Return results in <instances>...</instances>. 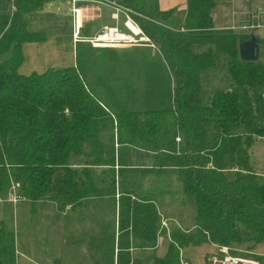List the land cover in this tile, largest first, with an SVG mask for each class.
Segmentation results:
<instances>
[{
  "label": "trees",
  "instance_id": "1",
  "mask_svg": "<svg viewBox=\"0 0 264 264\" xmlns=\"http://www.w3.org/2000/svg\"><path fill=\"white\" fill-rule=\"evenodd\" d=\"M43 3L16 0L12 18H0V194L15 182L32 214L38 202L64 213L89 199L115 202L126 173L160 176L175 169L195 202L193 230L174 228L154 264H180L178 248L209 240L251 252L264 247V173L252 158L253 137L264 138V62L241 61L238 44L246 37L214 30L215 0H187L176 27L174 10L157 11L153 0H120L172 76V108L148 111L127 110L108 48L76 47L73 66L19 72L23 45L46 40L26 20ZM98 51L106 62L95 61ZM209 71L217 80L204 102L201 75ZM115 143L133 150L131 156L148 153L152 164L135 167ZM79 158L85 161L75 164ZM138 196L117 198V232L87 236L93 264H142L130 254L131 239L155 243L159 215L154 200ZM0 264H16L15 236L1 220Z\"/></svg>",
  "mask_w": 264,
  "mask_h": 264
},
{
  "label": "rangeland",
  "instance_id": "2",
  "mask_svg": "<svg viewBox=\"0 0 264 264\" xmlns=\"http://www.w3.org/2000/svg\"><path fill=\"white\" fill-rule=\"evenodd\" d=\"M215 2L213 14L216 28L229 25L231 22V9H237L234 6L243 8L240 3L230 7L223 4V0H216ZM254 5V8L260 7V9H254ZM250 6V9H262L264 12V0L251 3ZM9 14L11 15L10 8H7L5 0H0V16L6 17L10 16ZM182 18L183 13L179 12L175 16H171L170 19L176 27L181 23ZM26 20L29 30L44 32L46 40L23 45L24 59L19 69L21 74L42 73L50 68L59 69L74 65L76 50L72 42L70 0H44L42 9L27 15ZM92 29L89 30L90 33ZM125 32L127 31L125 30ZM84 35L85 33L82 31L81 36ZM1 36L2 34H0V38ZM87 46L86 44H77V47ZM260 49L259 60L264 62L262 44ZM100 53L101 51L95 52V61L103 60L106 62V58H102ZM108 53L111 58L109 70L112 78L116 80V87L126 92L127 110L148 111L172 108V76L159 51L149 48H129L109 50ZM216 78V72L209 71L201 75L204 102L211 96ZM261 102V106H263V101L261 100ZM261 123L264 124V119ZM253 139L252 158L258 163V172L264 173V138L253 137ZM114 150L119 155H127L128 159L132 160L133 165L137 168H147L150 162L152 164V158L146 152L132 153L131 156L133 150L131 151L127 147L120 148L116 143L114 144ZM83 161H85L84 158L78 159V162L82 163ZM119 181H123L119 184L124 188H137L140 191L138 198L141 197L146 201L151 196L141 190L144 187L148 188L153 185L157 192L154 197L157 198L158 207L160 211L164 212V216L175 219L177 224L174 223V225L179 226L182 232L187 233V231L193 230L191 227L194 225L195 202L193 198L183 192L182 182L177 170H167L160 176L151 173H126ZM1 198H6V196L1 195ZM104 202L102 205L97 199L86 201L81 208L73 211L66 210L64 215L56 211L55 208L56 215L54 216L49 215L50 210L47 209L53 206L43 203V205L36 206V209L39 207L44 208L42 210H44L45 215L41 222L33 217L34 214L31 213L30 202L28 201H20L15 210L8 204L0 203V220H2L1 222L6 229L14 234L15 248L20 252V254H17L16 251V263L93 264L91 256L84 246L86 238L82 235V232L87 235L92 233L94 224L90 217L93 215L95 220L99 219L100 216L102 217L98 222L114 223V203L113 201ZM97 208L100 209L101 213H98ZM74 212L79 216L76 215V219ZM88 224L92 227H89ZM56 225L59 226V231H61L58 234L59 236L57 235L58 231L55 229ZM174 225H170V232L174 229L172 228ZM170 232H166V235L171 242ZM165 242L166 239L163 243ZM181 250L184 260L188 264H204L207 254L212 252V247L209 244L200 247L189 245ZM253 253L264 255V247L258 246Z\"/></svg>",
  "mask_w": 264,
  "mask_h": 264
},
{
  "label": "crops",
  "instance_id": "3",
  "mask_svg": "<svg viewBox=\"0 0 264 264\" xmlns=\"http://www.w3.org/2000/svg\"><path fill=\"white\" fill-rule=\"evenodd\" d=\"M258 1H262V0H253L250 2V4H246L243 1H239L238 3H240L243 6V8H240L238 6H234V8H237L238 10L237 9H231V11L232 10H236V11H240V12L247 11L251 8V6H250L251 3L258 2ZM119 2H120V0H76V2L73 4L72 0H70V3H71V20L70 21H72V25L71 24L70 25H71V29H72V36H73V31H74V16H73L72 10L74 8L80 10L79 38L82 40H86V39H90V38L94 37L99 32V30L104 26L117 27L120 31L125 32L123 24L126 20V14L123 10L117 9L119 7H122L119 5ZM223 4L227 5L224 0H223ZM153 5L157 11L165 12V11H169V10H174L175 14L179 13V12L183 13V18H184L185 11L187 8V0H153ZM233 5H231L230 7H232ZM254 7H255V5L253 6V8ZM114 14H116V16H117L116 19L113 18ZM175 14H174V16H175ZM211 17H212L214 30H225V28L228 27V25H227L224 27L216 28V26L214 24L215 21H214L213 9L211 11ZM90 29H92L91 33L89 31ZM82 31L85 33L84 36H81ZM129 48H149V49H152L155 51L157 50L153 44H151L150 42H147V41L140 43V44H130V45L127 44V45L115 46V47L109 48V50H122V49H129ZM172 91H173V86H172ZM172 95H173V93H172ZM74 163L76 164L79 162H74ZM149 164L151 165V162ZM150 165L147 167H150ZM167 170H170V169H167ZM171 170H173V169H171ZM120 182L121 181H118V183H117V190H116V197H115L116 200H118L117 198H119L120 194H124L125 192H136L137 194L140 192L139 190H137V188H132V189H130L129 187L124 188V187H122V185L119 184ZM135 186H136V184H135ZM154 190H155V192H154ZM141 191L147 192L148 195L151 196L150 199L154 200L153 203L155 204L157 213L159 215V226H160L161 220H167L169 225H174V223L177 222L175 219L165 217L164 212L160 211V208L158 207V203L156 201L157 198L154 197L157 194V192H156V189L153 187V185L148 187V188L144 187ZM7 193H8V190L6 189L2 194H0V198H1V195H5L7 198ZM6 198H1L0 203L10 205L13 208V210H15V207L20 203V201L21 202L22 201L27 202L26 199H21L16 204H12V203L7 202ZM90 200H93V199H89L88 201H90ZM97 200L100 201V203L102 205L105 203L104 201H110L107 198H104L101 200L97 199ZM116 200H115V202H113L114 206H115L114 223H104L103 221L98 222V220L102 219V217L100 216L99 219L95 220L93 217L94 215H93L92 217H90L91 218L90 220H92V223L94 224V226L92 227L90 224H88L89 227H92V230H93L92 233H89L87 235L86 233L82 232V235L85 236L86 239H87V236L101 237L104 234H112L114 232H117L116 223H117V216H118V213H117L118 207L116 205V202H117ZM43 203H48V204H51L53 206V207L47 208L48 210H50L49 215H53V216L56 215L55 212L58 210L56 208L55 203L38 202L37 205H43ZM55 208H56V211H55ZM42 209H44V208L39 207L38 209H36V211L33 215V217H36L38 219V222H41V220L44 219L43 216L45 214H44V210H42ZM70 211H68V212H70ZM98 213H101L100 209H98ZM61 214L64 215L65 212L61 213ZM76 215H77V213L74 214L75 219H76ZM53 225H54V223H53ZM40 226H41V224H40ZM172 228H177V226L174 225V227H172ZM191 228L193 229V227H191ZM55 229L58 231L57 235L61 233V231H59L58 225H56ZM5 230L10 232V230L6 229V227H5ZM116 235H117V233H116ZM86 239H85V241H86ZM165 239H166V242L163 243V241ZM169 243H170V240H169L167 235H165V236L160 235L159 236L158 234L156 235L155 243H148V242H144V241H141L138 239H131L130 254H131L132 258L139 259L142 262V264H146V263L147 264L148 263L154 264L155 259L162 258L166 254V252L168 250V244ZM84 246H85L86 250H88L86 242H85ZM15 247H16V243H15ZM16 251H17V254H20V252L17 249H16ZM151 253H153V254L151 255ZM182 255H183V252H182Z\"/></svg>",
  "mask_w": 264,
  "mask_h": 264
},
{
  "label": "built area",
  "instance_id": "4",
  "mask_svg": "<svg viewBox=\"0 0 264 264\" xmlns=\"http://www.w3.org/2000/svg\"><path fill=\"white\" fill-rule=\"evenodd\" d=\"M227 5L231 6L243 1L246 4H250L253 0H224ZM7 8H10V16H6L9 19L12 18L16 11V0H5ZM9 2L11 3L9 5ZM76 0H72L74 4ZM119 7V6H118ZM126 14V20L123 24L124 29L128 32H122L117 27L104 26L99 32L92 38L82 40L79 38L80 29V10L74 8L72 10L74 16V31L72 36V42L74 48L77 44H86L94 49H106L120 45L140 44L143 42H149V39L145 37L137 23L131 16V11L123 7H119ZM260 9V8H255ZM2 16H0L1 18ZM116 19V14L113 15ZM231 22L225 31H229L233 34L244 36L246 39L251 36L256 37L259 40V45L262 44L264 51V12L261 10L249 9L244 12L232 10L230 13ZM136 30L137 32H135ZM261 50V49H260ZM262 99L264 103V88L262 89ZM181 141L180 137L175 138V142L178 144ZM19 184L10 182L8 187V193L6 201L12 204H16L19 200L24 199L18 193ZM1 202V198H0ZM178 229H180L177 226ZM162 230L170 232V225L167 220H161L159 230L157 234L162 235ZM209 245L212 247V252L208 253L204 264H264V255L254 254L251 251L241 250L239 248L231 247L228 245H219L209 240ZM179 250V263L188 264L182 255V251Z\"/></svg>",
  "mask_w": 264,
  "mask_h": 264
},
{
  "label": "water",
  "instance_id": "5",
  "mask_svg": "<svg viewBox=\"0 0 264 264\" xmlns=\"http://www.w3.org/2000/svg\"><path fill=\"white\" fill-rule=\"evenodd\" d=\"M238 52L241 61L257 62L260 56L259 40L254 36L245 40H240L238 44Z\"/></svg>",
  "mask_w": 264,
  "mask_h": 264
},
{
  "label": "bare ground",
  "instance_id": "6",
  "mask_svg": "<svg viewBox=\"0 0 264 264\" xmlns=\"http://www.w3.org/2000/svg\"><path fill=\"white\" fill-rule=\"evenodd\" d=\"M131 11V10H130ZM135 32H137L136 30H134ZM261 46V45H260Z\"/></svg>",
  "mask_w": 264,
  "mask_h": 264
}]
</instances>
